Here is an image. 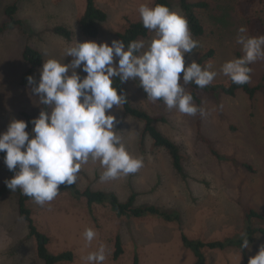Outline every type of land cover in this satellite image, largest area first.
Listing matches in <instances>:
<instances>
[{
    "label": "rangeland",
    "instance_id": "374dc122",
    "mask_svg": "<svg viewBox=\"0 0 264 264\" xmlns=\"http://www.w3.org/2000/svg\"><path fill=\"white\" fill-rule=\"evenodd\" d=\"M155 1L95 0L108 18L99 24V37L90 39L80 29L87 0H0V26L7 20L6 7L17 2L15 19L25 29V32L20 28L10 29L0 36V133L7 130L12 119L25 121L22 113L37 116L42 110L30 87L21 85L30 67L23 57L27 46L41 52L43 62L56 59L70 63L72 58L65 56V50L75 40L107 42L111 46L130 23L141 21L139 6L154 7ZM189 1H203L208 7L197 12L205 34L193 37L199 46L185 55V67L211 50L214 56L203 66L211 62L215 71L224 62L237 58L238 53L243 55L236 43L238 29L247 27L246 19L240 14L241 0ZM172 3L173 11L184 16L177 0ZM252 15L264 21V0L255 5ZM56 26L69 28L73 39L67 41L52 33ZM153 36L150 32L143 40L150 41ZM42 65L34 70L36 80L40 79ZM251 68L250 84L256 86L264 76V60L251 64ZM77 72L82 78L87 75L81 69ZM229 82V78L218 75L210 85ZM124 86L132 104L157 118V129L179 146L183 174L175 171L166 150L155 147L153 140L144 136V122L127 117L123 106L122 109L114 106L111 113L120 121L116 130L129 153L143 158V167L126 177L101 182L103 169L98 162H90L82 167L76 185L82 191L87 188L113 191L122 202L135 193L137 206L154 205L177 212L181 221L166 222L150 215L118 217L109 206H90L84 198L77 199L68 190H61L54 201L43 207L28 202L32 219L38 230L50 237L51 253H74L73 261L59 264H87V255L101 245L105 246L107 255L104 264H133L136 255L139 264H195L193 252L183 245L182 234L194 240L224 241L243 233L247 209L264 216V93L255 99L242 92L234 97L199 93L203 108L209 113L201 119V132L214 143L223 157L220 160L199 138L198 114L188 116L175 109L169 111L163 102L147 100L138 81L129 80ZM187 90L190 92L188 86ZM235 162L249 164L255 171L239 167ZM5 180H10V176L4 157H0V188L6 185ZM253 225L264 227V220L254 219ZM90 227L97 231V237L91 246H86L82 233ZM118 237L123 252L115 260ZM262 245L264 237L257 235L245 250L248 263ZM204 254L206 264H245L244 252L239 249H206ZM0 264H45L37 256L36 240L29 236L27 221L19 214L15 193L0 199Z\"/></svg>",
    "mask_w": 264,
    "mask_h": 264
},
{
    "label": "clouds",
    "instance_id": "9594fccd",
    "mask_svg": "<svg viewBox=\"0 0 264 264\" xmlns=\"http://www.w3.org/2000/svg\"><path fill=\"white\" fill-rule=\"evenodd\" d=\"M138 12L144 28L154 33L150 41L137 39L126 45L113 40L110 46L107 42L75 40L65 50V56L72 58L70 63L48 59L38 82L27 77L31 93L43 107L31 121V134L26 131L28 122L17 119L0 133V153H5L4 164L14 172L4 183L12 192L19 189L43 207L57 198L61 185L76 184L82 167L90 162H98L103 169L101 182L126 177L143 167V158L129 153L116 130L120 121L111 110L114 106L122 109L127 98L118 94L115 78L121 83L138 81L147 100L163 101L169 111L206 118L209 113L195 104L187 86L194 83L204 89L218 75L245 85L251 81L250 65L264 60V36H250L247 27L241 26L236 36L241 57L224 62L218 71L212 70L211 62L201 66L193 61L185 67V55L199 46L188 20L160 4H141ZM78 69L87 75L82 78ZM82 236L86 246H91L97 231L90 227ZM242 240V249H249L246 233ZM85 259L87 264H104L105 246ZM249 264H264V245Z\"/></svg>",
    "mask_w": 264,
    "mask_h": 264
},
{
    "label": "trees",
    "instance_id": "16d2710c",
    "mask_svg": "<svg viewBox=\"0 0 264 264\" xmlns=\"http://www.w3.org/2000/svg\"><path fill=\"white\" fill-rule=\"evenodd\" d=\"M261 0H241L239 2L240 14L247 21V29L251 36H264V21L261 18L255 17L252 15L253 8L255 5ZM180 9L182 10L184 17L188 20L189 28L193 37H201L205 34V27L201 22L197 12L198 10L205 9L208 7V4L199 1V2H191L189 0H177ZM166 5L170 10L173 11V3L172 0H156L154 7L157 5ZM18 11L17 2L8 5L5 9V14L7 16V20L0 26V36H2L5 32L10 29L20 28L23 32L25 29L22 27V22L20 20L15 19V15ZM108 18L107 13L99 8L95 0H87V8L84 15L80 19V29L83 35L90 39L98 38L100 35L99 24L104 23ZM57 36H60L67 41H71L73 39V32L67 28L66 26H56L52 30ZM149 31L144 28L142 21L132 22L128 25V27L124 30V32L118 34V40L124 41L127 45L133 40L144 39L149 35ZM214 56V51L211 50L207 54H205L201 59L197 62L203 66L204 62H206L209 58ZM242 54L238 53L237 58L241 57ZM24 60L29 64V70L24 74L21 85L28 87L27 77L33 76L34 70L40 67L43 63V55L37 49L27 46L23 52ZM251 67V65H250ZM183 77V73H181V79ZM39 80H37L38 82ZM114 87L117 88L118 94H123L127 98V103L122 105L124 109V113L127 117H132L139 121L144 122V136H149L153 140V144L157 148H161L167 151L169 154L173 168L176 172L183 174V158L180 152L179 146L166 137L160 130L155 126V122L157 118L150 115L145 110L135 107L127 93V90L124 86V83H121L119 78L114 79ZM191 94L194 97V102H196L197 106L203 107L202 99L199 95L200 92L209 93L213 95L224 94L227 96H236L238 93L242 92L246 94L250 99H255V97L264 93V76L261 79V82L252 86L249 83L245 85H236L230 82L228 84H219V85H209L204 89L198 88L194 83L188 85ZM163 102V101H159ZM43 107V106H42ZM25 122H28V131L30 134L32 133L33 125L31 121L37 116H31L27 113H22ZM199 116V138L208 145L211 153L217 159L222 160L223 157L215 148L214 143L206 138L201 132V116ZM264 130V126H263ZM32 135H30V139ZM5 153H0V157H4ZM228 160V159H225ZM235 164L239 167L246 168L250 171H255L252 166L249 164H241L235 162ZM10 179L13 178L14 172L9 171ZM61 190H68L70 194L77 198H84L87 203L91 206L94 204L98 205H106L111 208L113 212L116 213L118 217H126V218H143L145 216H154L163 219L166 222H179L181 221V215L177 212L169 211L167 209L157 207L154 205L150 206H137L136 205V197L137 195L133 193L126 202L120 201L117 194L113 191H102V190H93L91 188H87L85 190H80L76 184L71 186H60ZM9 193H15L18 198V209L20 216L27 221L29 228V236L36 240L37 245V256L41 259L45 264H59L61 262H71L74 260V253L72 251H65L59 254H53L49 251L48 245L50 243V237L41 231L38 230L34 221L32 219V210L28 207V202L32 201L30 197H27L21 193L18 189L16 192H12L7 188L6 185L0 188V199L5 197ZM245 217L247 218L246 226L244 227V231L242 234L246 233L247 238L249 239L250 245H252L257 235H261L264 237V227H257L253 225V220H264V216L260 214L259 211L253 209H247ZM242 234L237 235L235 237H230L224 241H201L190 239L185 234H182V242L183 245L191 250L195 256L196 263L195 264H206V257L204 254V250H226V249H239L244 252L245 264H249L247 260V256L245 254L246 249H242ZM122 246L121 240L118 237L116 243V251L114 254V259L117 260L122 254ZM133 264H139L138 256L136 255L134 258Z\"/></svg>",
    "mask_w": 264,
    "mask_h": 264
}]
</instances>
